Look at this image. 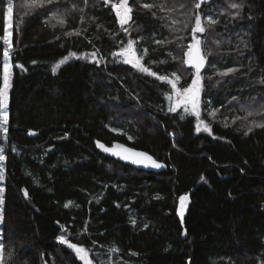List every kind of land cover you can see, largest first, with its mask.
Segmentation results:
<instances>
[{
    "label": "trees",
    "instance_id": "16d2710c",
    "mask_svg": "<svg viewBox=\"0 0 264 264\" xmlns=\"http://www.w3.org/2000/svg\"><path fill=\"white\" fill-rule=\"evenodd\" d=\"M111 1H11L0 264H83L60 236L92 264H264V0H128L126 27L113 7L122 0ZM8 5L0 0V89ZM197 15L203 33L192 31ZM193 36L208 59L197 111L211 134L184 107L169 111L182 96L157 79L191 84ZM129 41L155 76L117 55ZM97 142L168 168L136 170Z\"/></svg>",
    "mask_w": 264,
    "mask_h": 264
},
{
    "label": "snow or ice",
    "instance_id": "6c2138e0",
    "mask_svg": "<svg viewBox=\"0 0 264 264\" xmlns=\"http://www.w3.org/2000/svg\"><path fill=\"white\" fill-rule=\"evenodd\" d=\"M45 2L51 3V0H33V4L37 6H43ZM87 2V0H85ZM196 8L200 7V4L197 3ZM241 5L239 4H231L230 7L232 8H238ZM114 8H117V15L120 17V22L121 26L127 24L128 21L131 19L130 13L132 11L131 7L128 6V0H122V3L120 5H113ZM144 7H151V5H144ZM120 9H123V14H121ZM8 15L11 16L13 12V8L11 6V0H9V7L7 9ZM61 24H64V20H60ZM209 24H214L215 21L209 19L208 21ZM127 31V29H125ZM194 33H203L205 31L204 26H202L201 23V17L199 15L196 16V23H195V28L192 29ZM78 34V33H77ZM11 34L7 30V27H5L4 35L2 37L3 44L6 45L3 49V58H4V88L0 89V130H2L4 133H7V128L4 127L8 123V112L5 110L7 107V87H8V80H9V65H8V58H9V53L10 50L12 49L13 45L11 42ZM59 39V37H57ZM193 39L195 40L194 45H189L188 52L186 55L188 56V59L185 61V63L190 64L191 67L195 70L194 71V78L191 81L190 85H183L180 88L177 87V82L179 81L180 77L176 76V73H172V76L176 77V80L173 81L170 79L168 76H157V79H160L162 81H166L168 84L171 85V88L173 91L176 93L177 96H182L181 100H178L176 103V106L170 107L169 111H176L177 107L181 103H191L193 106V115H196L199 124L197 126V130L199 131V125L204 126V130L208 131L209 134H211V129L207 124H204V121L200 119L199 117V112L197 111L199 107V94L202 90V77H201V69L204 67L206 57L200 55V48L198 47L200 44V40L193 36ZM133 41L128 42V46L121 52L117 53L118 56H123V62L126 64L132 65V67L137 68L140 71H143L149 75L155 76L156 74L151 72L149 68L145 67L142 63V56H137L133 47ZM157 43H160L159 41ZM144 54H147V50H144ZM75 55V54H73ZM93 58L96 56V53L93 52L90 54ZM80 58V57H77ZM67 60V57L64 59L60 60L58 64L54 65L52 67L53 73L56 72V70L60 67L61 64H64ZM98 63L99 61H94ZM18 67H23L22 65H17ZM235 71V69H228L225 72H220L219 75L221 76H226L228 73ZM169 100H172L171 96H168ZM216 111L218 110H209V115L215 117ZM251 115V113H249ZM183 118V117H181ZM235 122V121H234ZM256 127H264V124H257L255 125ZM251 131V128L248 129V132ZM248 132H245V135L248 134ZM98 147L102 148L106 152H112L113 155H119V152L114 151L112 148L105 147L103 144H100L97 142ZM115 148L121 149L124 152H129L131 151L130 149L124 148L123 145H116ZM134 155H137L139 157H142L143 160H134V163H143V161H150L152 166L154 167H161L162 165L157 164L156 161L152 159L151 156L145 154V153H134ZM127 158V157H124ZM5 159V156L3 155V149H0V161H3ZM147 166V165H146ZM0 179H2V175H0ZM3 192V189L0 188V193ZM25 196H27V192L25 191ZM185 197H181V205L183 206V201ZM2 197H0V203H2ZM69 204H66L65 207H69ZM182 215V213H181ZM135 223V221H133ZM58 241L61 244H66L69 248L73 249L79 259L83 261V264H92L91 260L88 258V253L87 251L82 248L78 247L77 245L70 243L68 240L65 239V237L60 236L57 237ZM111 251H118V249H111Z\"/></svg>",
    "mask_w": 264,
    "mask_h": 264
},
{
    "label": "water",
    "instance_id": "95a60500",
    "mask_svg": "<svg viewBox=\"0 0 264 264\" xmlns=\"http://www.w3.org/2000/svg\"><path fill=\"white\" fill-rule=\"evenodd\" d=\"M210 1L211 0H199V4L200 5L206 4V3H209ZM114 11H115L116 16H117L118 24L121 26L120 17L117 15V8H115ZM120 11H121V14H123V9H120ZM130 15H131V13H130ZM130 23H131V19L128 21L127 24H125L123 26L126 27ZM194 44H195V40L193 39V42H192L191 45H194ZM198 47L200 48V55L201 56H205L201 41H200V44H199ZM187 59H188V56L185 54V61ZM185 64H186V67L187 68L193 69L190 64H187V63H185ZM207 66H208V59L206 58L204 67L201 69V77H202L203 73L206 71ZM32 135H33V133H30V136H32ZM116 145H123L124 148L130 149L131 151L124 152L121 149L115 148ZM105 147L112 148L114 151L119 152V155H113L112 152H106V151H104L101 148L102 151L107 155V157H109V158H111V159H113L115 161H118V162H120V163H122L124 165L130 166V167H132V168H134L136 170L144 171V172H147V173H153V174H161V173L165 172L167 170V168H168V165L166 163L160 161L158 158H156L155 156L151 155L150 153L145 152V151H142V150H138V149H135V148H132L129 145L124 144L122 142H116V143H114L111 146H105ZM134 153H145V154L151 156L152 159L154 161H156L157 164H160L162 166L161 167H154V166H152V164H151L150 161H146V160L143 161V163H134L133 162L134 160H143L142 157H139L137 155H134ZM124 157H127V158H124Z\"/></svg>",
    "mask_w": 264,
    "mask_h": 264
},
{
    "label": "rangeland",
    "instance_id": "374dc122",
    "mask_svg": "<svg viewBox=\"0 0 264 264\" xmlns=\"http://www.w3.org/2000/svg\"><path fill=\"white\" fill-rule=\"evenodd\" d=\"M7 20H8V31L10 32L11 31V26H12V21H11V16H9L8 13H7ZM3 88H4V86L1 89H3ZM10 88H11V83H10V74H9L8 87L6 89V91H7V107L5 109L8 112V116H9ZM181 99L182 98L174 100V104L176 105L177 101L181 100ZM179 106L180 107H184L187 111H190L191 113H193V106H192L191 103H186V104L181 103ZM0 175H2L1 181L3 182L4 181V176H5V159L3 161H1V163H0ZM0 188L3 189V192L0 193V197H2V200H4V188L3 187H0ZM185 208L186 207H185L184 204H183V206L181 205L180 216L182 218L185 215ZM181 213H182V215H181ZM2 223H3V202L0 203V235H1Z\"/></svg>",
    "mask_w": 264,
    "mask_h": 264
},
{
    "label": "bare ground",
    "instance_id": "6f19581e",
    "mask_svg": "<svg viewBox=\"0 0 264 264\" xmlns=\"http://www.w3.org/2000/svg\"><path fill=\"white\" fill-rule=\"evenodd\" d=\"M96 1H97V0H96ZM112 1H113V0H112ZM112 1H111V2H112ZM88 2H89V1H88ZM101 2H102V1H101ZM105 2H106V1H105ZM99 5H100V4H99ZM108 5H109V4H108ZM88 6H89V5H88ZM64 19H66V18H64ZM81 23H82V22H81ZM261 84H262V83H261ZM260 86H261V85H260ZM262 86H264V85H262Z\"/></svg>",
    "mask_w": 264,
    "mask_h": 264
}]
</instances>
